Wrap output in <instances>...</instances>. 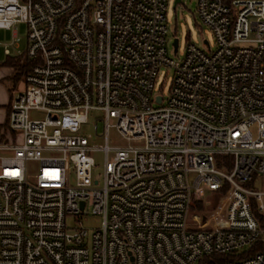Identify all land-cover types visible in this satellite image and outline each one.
Returning <instances> with one entry per match:
<instances>
[{
    "label": "built area",
    "instance_id": "1",
    "mask_svg": "<svg viewBox=\"0 0 264 264\" xmlns=\"http://www.w3.org/2000/svg\"><path fill=\"white\" fill-rule=\"evenodd\" d=\"M196 1L215 46L176 60L169 0H0V30L26 24L33 61L0 129V264H264V0ZM93 110L103 147L79 134ZM207 192L225 215L190 226Z\"/></svg>",
    "mask_w": 264,
    "mask_h": 264
},
{
    "label": "rangeland",
    "instance_id": "2",
    "mask_svg": "<svg viewBox=\"0 0 264 264\" xmlns=\"http://www.w3.org/2000/svg\"><path fill=\"white\" fill-rule=\"evenodd\" d=\"M196 0H182L177 6H174V0H169L167 6V25L169 28L168 38H169V55L176 60L182 59L184 56L185 48L189 43L195 44L196 46L202 48L203 50H208L204 45V39H207L211 45L215 46V37L206 25H204L201 19L196 14ZM17 32L18 37H20L21 42L19 45L13 43V33ZM26 35L27 26L24 23L16 24L11 30H0V124H5L6 122V107L8 105V94L12 89V82L9 80L8 71L5 70V63L8 59L5 49L9 47L11 55H16L18 53H23L26 48ZM179 39V54L175 55L173 52V42L174 39ZM14 62L20 64L23 63V59L15 58ZM173 73L172 70L161 68L159 77L157 79V91L160 90L161 93L166 97L171 85ZM21 77L20 80H22ZM5 99L6 101L4 102ZM35 116H42V113L34 114ZM3 116V118H2ZM103 117V112L98 110H93L89 113L88 120L86 123L82 124L79 134L86 137L91 145L97 147H103L106 145L105 136H101L103 133V125L99 123L98 130L95 129V123L97 119ZM2 126H0V129ZM108 144L110 147H117L122 145H128L127 141L122 138V136L117 132L115 128H110L108 133ZM135 144V143H133ZM114 151L109 152V157H112ZM92 156L95 161V167L93 169L94 176L101 178L105 163L106 154L102 150H95L92 152ZM32 171L36 168V163H31L30 165ZM255 189L262 191L264 190V179L258 178L255 184ZM225 196L221 192H207L201 197V201L195 202L189 214V225L200 226L203 220V216L214 217L218 220H222L225 215ZM102 217L101 215H89V217L84 220V227L89 230H94L101 225Z\"/></svg>",
    "mask_w": 264,
    "mask_h": 264
},
{
    "label": "trees",
    "instance_id": "3",
    "mask_svg": "<svg viewBox=\"0 0 264 264\" xmlns=\"http://www.w3.org/2000/svg\"><path fill=\"white\" fill-rule=\"evenodd\" d=\"M16 57H8L5 65L11 66L13 68L12 79L14 83H17L21 77H23L31 68L33 61L26 57H18L19 59H23V63L14 62ZM253 252H248V254H252ZM247 256V254H246ZM245 257V256H244ZM234 258V256L225 255V254H212L204 256L197 264H226L230 259Z\"/></svg>",
    "mask_w": 264,
    "mask_h": 264
},
{
    "label": "crops",
    "instance_id": "4",
    "mask_svg": "<svg viewBox=\"0 0 264 264\" xmlns=\"http://www.w3.org/2000/svg\"><path fill=\"white\" fill-rule=\"evenodd\" d=\"M16 35H17V32L14 31V33H13V40H14V38H15ZM20 42H21V40H20ZM19 43L16 44V45H14V46L17 47V45H19ZM26 47H27V40H26ZM25 51H26V48H25L24 52L21 53V55H20V53H18V54L13 55V56L12 55H9L8 57H16V58L21 57V56L22 57H26ZM4 68H5L6 71H8V76H10V79L9 80L12 82V85H13L12 89L9 91V94H8V105L6 107L7 108L6 109V122H5V124H6L7 123V120H8V115H9V111H10L11 102H12V93L19 86V84L21 83V80H19L17 83H14L13 82V79H12L13 68L11 66H7V65ZM3 100H4V102L6 101L5 99H3ZM0 102H2V100ZM2 118H3V116H2ZM5 124H0V126H4Z\"/></svg>",
    "mask_w": 264,
    "mask_h": 264
},
{
    "label": "water",
    "instance_id": "5",
    "mask_svg": "<svg viewBox=\"0 0 264 264\" xmlns=\"http://www.w3.org/2000/svg\"><path fill=\"white\" fill-rule=\"evenodd\" d=\"M181 0H175V5L174 6H176V4L177 3H179ZM178 39L176 38L175 40H174V42H173V45L175 46V50H177V47H178ZM161 99V97L159 98V100Z\"/></svg>",
    "mask_w": 264,
    "mask_h": 264
}]
</instances>
